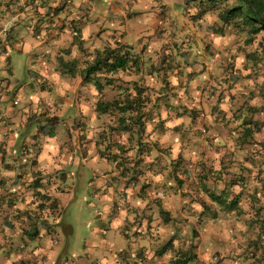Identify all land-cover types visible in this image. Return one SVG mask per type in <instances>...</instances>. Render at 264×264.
<instances>
[{
  "label": "clouds",
  "instance_id": "1",
  "mask_svg": "<svg viewBox=\"0 0 264 264\" xmlns=\"http://www.w3.org/2000/svg\"><path fill=\"white\" fill-rule=\"evenodd\" d=\"M0 264H264V0H0Z\"/></svg>",
  "mask_w": 264,
  "mask_h": 264
}]
</instances>
